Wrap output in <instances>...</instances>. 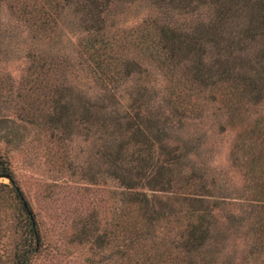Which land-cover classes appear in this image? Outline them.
<instances>
[{
	"label": "trees",
	"instance_id": "obj_1",
	"mask_svg": "<svg viewBox=\"0 0 264 264\" xmlns=\"http://www.w3.org/2000/svg\"><path fill=\"white\" fill-rule=\"evenodd\" d=\"M1 5L12 32L21 28L33 41L15 96L20 120L59 142L58 132L68 138L81 132L92 151L87 167L63 165L60 156L57 170L82 176L96 190L110 181L111 190L103 192L120 201L114 230L104 226L96 234L95 219L71 235L74 241L105 251L118 242V264H205L203 249L222 233L218 213L239 223L226 209L229 199H238L245 208L241 220H252L253 249L264 254V0ZM139 8L145 16L126 25L122 16L136 18ZM66 22L76 38L71 58L52 51ZM129 82L136 88L121 101L117 95ZM208 117L217 133L234 137L231 159L244 178L238 190L229 191L190 160L199 148L195 128ZM186 128L194 132L184 136ZM2 178L9 183L0 182V213L10 202L14 219L0 226L20 234L10 262L31 264L46 250L44 234L0 156Z\"/></svg>",
	"mask_w": 264,
	"mask_h": 264
},
{
	"label": "rangeland",
	"instance_id": "obj_2",
	"mask_svg": "<svg viewBox=\"0 0 264 264\" xmlns=\"http://www.w3.org/2000/svg\"><path fill=\"white\" fill-rule=\"evenodd\" d=\"M141 9V10H140ZM141 11V12H138ZM139 13L136 18L130 15L122 16L126 25H132L145 16L143 8L136 9ZM132 15V14H131ZM12 19L6 14L5 7L0 6V156L8 162L14 183L22 193L29 211L34 215V221L44 234V247L34 254L31 264H118L116 256L119 250L114 243L110 250L92 248L89 243H78L72 234L86 223L97 220V232L100 234L103 227L114 230L118 221L121 205L116 196L108 195L103 191L111 190L114 185L109 181L106 187L100 190L84 184L82 176H73L70 171H58L60 164L57 157H65L64 164L87 167L92 155L91 146L82 133L64 137L56 133V137L38 133L37 128L20 120L15 96L20 88V81L25 76V67L28 51L33 41L21 28L12 32ZM71 25L66 22L63 33L52 45V51L64 57L74 56L76 38L71 34ZM41 47L48 48V45ZM40 49V48H38ZM160 80L159 75L153 74ZM152 77V78H153ZM73 83H76L73 81ZM136 83H128L117 97L121 101H128V94L136 88ZM159 91V85L152 83ZM85 86L89 97L96 99L99 95L94 89ZM157 103V102H156ZM260 113L264 116V105ZM212 117L198 127L186 128L184 136L200 138L197 142L198 150L190 160L203 169H208L216 178V182L229 191L238 190L244 183L239 168L232 162L231 148L234 137L231 133L221 135L213 128ZM199 136V137H198ZM90 147V148H89ZM58 155V156H57ZM191 164V163H190ZM205 169V171H206ZM207 170V171H208ZM0 182L9 183L7 178ZM110 185V186H109ZM89 190H85V188ZM96 190V191H95ZM232 192L230 197H235ZM226 207L236 215L239 223L226 221L225 212L218 213L220 217L221 236L210 239L203 250L205 264H264V254H258L253 248L252 220L246 219L243 208L238 199H229ZM8 210H1L0 220L4 223L10 217L14 204L8 202ZM241 218H243L241 220ZM242 221V222H241ZM0 226V264H11V258L20 244V234L7 225ZM122 244V242L120 243ZM44 250V251H43ZM108 262V263H107Z\"/></svg>",
	"mask_w": 264,
	"mask_h": 264
},
{
	"label": "water",
	"instance_id": "obj_3",
	"mask_svg": "<svg viewBox=\"0 0 264 264\" xmlns=\"http://www.w3.org/2000/svg\"><path fill=\"white\" fill-rule=\"evenodd\" d=\"M18 191H20L18 188H17ZM26 209H27V206H26ZM29 214L31 215V212L29 211ZM31 220L33 221V217L31 216Z\"/></svg>",
	"mask_w": 264,
	"mask_h": 264
}]
</instances>
